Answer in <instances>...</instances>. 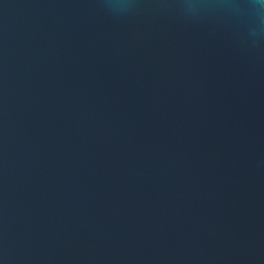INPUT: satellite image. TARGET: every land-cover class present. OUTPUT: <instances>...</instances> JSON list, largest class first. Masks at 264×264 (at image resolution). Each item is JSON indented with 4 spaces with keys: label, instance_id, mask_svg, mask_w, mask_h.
<instances>
[{
    "label": "water",
    "instance_id": "obj_1",
    "mask_svg": "<svg viewBox=\"0 0 264 264\" xmlns=\"http://www.w3.org/2000/svg\"><path fill=\"white\" fill-rule=\"evenodd\" d=\"M0 264H264V3L0 0Z\"/></svg>",
    "mask_w": 264,
    "mask_h": 264
},
{
    "label": "clouds",
    "instance_id": "obj_2",
    "mask_svg": "<svg viewBox=\"0 0 264 264\" xmlns=\"http://www.w3.org/2000/svg\"><path fill=\"white\" fill-rule=\"evenodd\" d=\"M260 3H264V0H260Z\"/></svg>",
    "mask_w": 264,
    "mask_h": 264
}]
</instances>
